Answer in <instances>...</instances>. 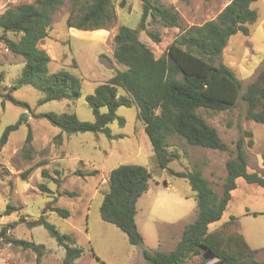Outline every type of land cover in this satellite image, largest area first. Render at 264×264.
<instances>
[{
	"label": "rangeland",
	"instance_id": "1",
	"mask_svg": "<svg viewBox=\"0 0 264 264\" xmlns=\"http://www.w3.org/2000/svg\"><path fill=\"white\" fill-rule=\"evenodd\" d=\"M32 1L0 0V14L9 6ZM160 1L179 13L180 26L166 27L159 21L146 19V29L158 32L160 41H151L142 30L138 33L139 39L155 57L163 53L182 28L214 19L229 2ZM112 4L117 17L113 25L106 29L79 30L66 25L72 0H65L53 14L47 36L39 43V47L50 56L49 72L65 71L81 79L80 96L74 100H50L38 104L43 94L29 84L10 90L20 77L24 60L0 42V137L7 125L25 117V122L11 131L7 141L0 145V225L16 221V226L7 231L10 237L45 246L37 263L30 250L0 240V264H62L64 248L57 245L43 225L33 223L42 214L83 249L73 264H144L142 250L173 249L183 227L196 217V199L188 182L156 166L150 141L137 118L135 104L116 109L117 116L123 121L120 123L115 118L108 124L111 133L117 135L113 138L102 132H78L69 136L62 132L61 139L56 141L55 135L61 130L42 116L47 112H66L75 114L81 121L93 120L85 97L115 70L125 68L113 58V36L121 24L137 28L141 13L140 0H112ZM252 7L257 11V19L249 25V34L237 32L230 36L220 56L213 59V64L223 63L234 71L242 83L241 93L264 68V0L255 1ZM8 91L15 99L26 102L30 111L4 98ZM118 94L124 92L120 90ZM245 110L246 103L239 97L229 110L214 112L199 108L198 113L216 128L231 150L242 138L247 170L264 176V123L246 119ZM29 129L32 148L28 153L23 151V146ZM248 140L253 141L251 146L247 145ZM167 143L169 149L178 153V157L169 163L170 168L176 171L199 168L215 192L221 194L225 161L233 154L192 146L177 136L168 137ZM124 163L143 165L150 172L148 189L136 202L135 222L143 237L140 245H131L120 229L103 221L99 215L102 196L108 188L107 176L110 170ZM30 166L31 172L22 176ZM42 169L48 176L41 175ZM39 183H44L50 191L41 190ZM7 205L18 209L4 215ZM49 205L66 208L70 214L62 217L49 211ZM230 216L234 219L230 220ZM213 230L240 232L248 246L256 250V259L264 261V189L238 177L222 217L208 226V231ZM93 253L103 262L94 258ZM200 255H192L186 264H201ZM218 262L213 258L206 264Z\"/></svg>",
	"mask_w": 264,
	"mask_h": 264
},
{
	"label": "trees",
	"instance_id": "2",
	"mask_svg": "<svg viewBox=\"0 0 264 264\" xmlns=\"http://www.w3.org/2000/svg\"><path fill=\"white\" fill-rule=\"evenodd\" d=\"M255 1L229 0L214 19L182 28L163 53L155 57L153 51L139 39V31H145L149 39L157 43L160 35L146 29V19L149 17L151 21H159L166 27H179V13L160 0H140L137 28L121 24L113 36V58L125 68L115 70L111 77L85 97L93 120L81 121L75 114L66 112L42 114L61 130L55 135L56 141L61 139L62 132L67 136L78 132H102L113 138L117 135L111 133L108 124L115 118L120 123L123 121L117 116L116 109L132 104L137 106V118L150 141L156 166L172 176L185 179L196 199V217L183 227L173 249L142 250L144 264H186L189 257L200 254L201 264H206L207 260L202 257V250L206 249L211 250L214 258L222 260V264H264V261L256 259V250L248 246L240 232L208 231L209 224L222 217L238 177L264 189V176L247 170L242 138L236 141L235 149L231 150L216 128L198 113L199 108L214 112L229 110L240 97L246 103V119L264 123V68L241 93L242 83L234 71L223 63L213 64V59L220 56L230 36L237 32L249 34V25L257 19V11L252 7ZM64 2L33 0L9 6L0 14V42L24 60L20 77L10 86V90L29 84L43 94L38 104L50 100H74L80 96L81 79L65 71L49 72L50 56L39 47L47 36L53 14ZM116 19L112 0H72L66 25L79 30H98L113 25ZM120 90L124 94L119 95ZM4 98L30 111L29 105L15 99L10 91L6 92ZM102 108L105 111H101ZM23 122L25 117L21 116L7 125L0 137V145ZM245 134L251 135V132L245 131ZM170 136H177L192 146L233 154L225 161L226 174L221 194L215 192L199 168L176 171L169 167V163L178 157L177 152L169 149L167 138ZM31 139L29 129L23 151L30 152ZM252 143V140H248L247 145L251 146ZM31 170L32 166L28 167L22 176H27ZM41 175L46 177L48 173L42 169ZM149 179L150 172L145 166L130 163L116 166L107 176L108 188L99 206L100 218L120 229L131 245L143 242L135 222L136 202L148 189ZM38 187L50 191L44 183H39ZM16 209L17 206L7 205L3 214L9 215ZM47 209L65 218L70 214L68 209L59 206L49 205ZM229 219L233 220L234 216ZM20 221L23 219L20 218ZM33 223L43 225L57 245L64 248L62 264H73L82 255L83 249L75 244V240L48 222L45 214ZM16 224L13 221L0 225V240L30 250L39 263L45 246L10 237L7 231ZM92 256L103 262L94 253Z\"/></svg>",
	"mask_w": 264,
	"mask_h": 264
},
{
	"label": "water",
	"instance_id": "3",
	"mask_svg": "<svg viewBox=\"0 0 264 264\" xmlns=\"http://www.w3.org/2000/svg\"><path fill=\"white\" fill-rule=\"evenodd\" d=\"M202 257L205 259V260H212L213 258H214V256H213V253L211 252V250H209V249H206L205 250V252H203L202 253ZM223 263V261L221 260V261H219L218 263H216V264H222Z\"/></svg>",
	"mask_w": 264,
	"mask_h": 264
}]
</instances>
